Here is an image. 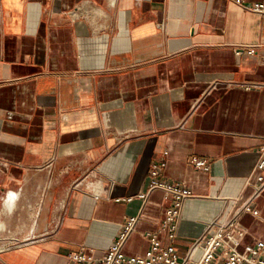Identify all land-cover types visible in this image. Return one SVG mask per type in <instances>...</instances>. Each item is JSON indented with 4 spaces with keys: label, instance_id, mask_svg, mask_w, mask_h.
<instances>
[{
    "label": "crops",
    "instance_id": "obj_1",
    "mask_svg": "<svg viewBox=\"0 0 264 264\" xmlns=\"http://www.w3.org/2000/svg\"><path fill=\"white\" fill-rule=\"evenodd\" d=\"M260 1L0 0V264L102 255L132 216L124 251L145 252L169 205L148 193L154 162L194 194L172 241L182 255L251 193L264 16L247 6ZM254 205L245 243L264 237V190Z\"/></svg>",
    "mask_w": 264,
    "mask_h": 264
},
{
    "label": "built area",
    "instance_id": "obj_2",
    "mask_svg": "<svg viewBox=\"0 0 264 264\" xmlns=\"http://www.w3.org/2000/svg\"><path fill=\"white\" fill-rule=\"evenodd\" d=\"M247 7L252 12L264 16V0ZM257 48L258 45H250L247 51L254 54ZM192 163L197 168L210 169L209 162L197 156L192 158ZM165 167V161L151 165L148 193L162 190L169 205L165 208L159 228L144 232L143 236L149 240L145 252L127 254L124 251L139 221L138 216H132L126 220L123 230L104 254L97 255L94 248L83 246L69 254L67 264H264V237L254 243H245L247 230L240 222L243 214H260L254 204L264 190V157L259 159L247 181V186H252L251 193L246 197L236 198L224 216L209 222L206 231L194 239L183 255L172 241L178 235L183 205L194 194L184 182L162 180L160 175ZM148 193L142 194L141 197L146 198ZM161 234H165L168 242H164Z\"/></svg>",
    "mask_w": 264,
    "mask_h": 264
},
{
    "label": "clouds",
    "instance_id": "obj_3",
    "mask_svg": "<svg viewBox=\"0 0 264 264\" xmlns=\"http://www.w3.org/2000/svg\"><path fill=\"white\" fill-rule=\"evenodd\" d=\"M15 195L13 193H8L7 199H6V205H8V211L9 213L12 212L13 208L10 204H8L9 201L15 199ZM4 227L2 224H0V228Z\"/></svg>",
    "mask_w": 264,
    "mask_h": 264
},
{
    "label": "bare ground",
    "instance_id": "obj_4",
    "mask_svg": "<svg viewBox=\"0 0 264 264\" xmlns=\"http://www.w3.org/2000/svg\"><path fill=\"white\" fill-rule=\"evenodd\" d=\"M163 194H164V192H163Z\"/></svg>",
    "mask_w": 264,
    "mask_h": 264
}]
</instances>
